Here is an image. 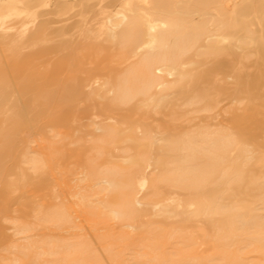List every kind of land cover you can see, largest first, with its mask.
<instances>
[{
  "label": "bare ground",
  "instance_id": "obj_1",
  "mask_svg": "<svg viewBox=\"0 0 264 264\" xmlns=\"http://www.w3.org/2000/svg\"><path fill=\"white\" fill-rule=\"evenodd\" d=\"M39 87L99 112L15 147L0 264H264V0H0V117Z\"/></svg>",
  "mask_w": 264,
  "mask_h": 264
},
{
  "label": "rangeland",
  "instance_id": "obj_2",
  "mask_svg": "<svg viewBox=\"0 0 264 264\" xmlns=\"http://www.w3.org/2000/svg\"><path fill=\"white\" fill-rule=\"evenodd\" d=\"M77 95L75 90H66L60 88H38L28 94L17 105L20 114L23 110L28 111V115H20L19 117H0V125L5 124L4 128H0V143L4 144V148L0 150V213L8 209L10 205L9 198L3 191L2 184L5 176L13 172L14 161L13 156L15 147L23 141L25 135L33 131L44 130L47 126L55 124L62 131H71L75 122L78 125L87 124V118L94 112H99V108L91 109L88 104L80 100H74ZM31 96H34L37 103H32ZM73 99V100H72ZM235 103L224 102L218 108L219 120L223 122L225 118L224 109L233 107ZM155 123H160L157 118H150ZM77 126V125H76ZM11 156V159L10 157ZM73 160V159H72ZM45 184H47L45 182ZM48 192L46 185H39L31 189L30 197L34 199L36 196L44 197ZM36 195H32V194ZM3 229L0 226V245L4 237Z\"/></svg>",
  "mask_w": 264,
  "mask_h": 264
}]
</instances>
